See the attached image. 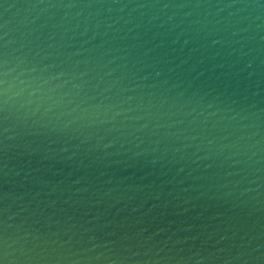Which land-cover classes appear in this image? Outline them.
Wrapping results in <instances>:
<instances>
[{
	"label": "water",
	"instance_id": "95a60500",
	"mask_svg": "<svg viewBox=\"0 0 264 264\" xmlns=\"http://www.w3.org/2000/svg\"><path fill=\"white\" fill-rule=\"evenodd\" d=\"M0 264H264V0H0Z\"/></svg>",
	"mask_w": 264,
	"mask_h": 264
}]
</instances>
